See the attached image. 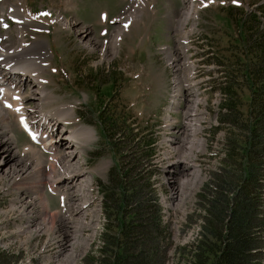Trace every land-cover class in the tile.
Returning <instances> with one entry per match:
<instances>
[{
  "label": "rangeland",
  "instance_id": "rangeland-1",
  "mask_svg": "<svg viewBox=\"0 0 264 264\" xmlns=\"http://www.w3.org/2000/svg\"><path fill=\"white\" fill-rule=\"evenodd\" d=\"M145 1L141 10L137 9V14L129 18L125 13L132 9L134 0H20L22 6L33 14L32 27L25 30V43L44 42L42 59L45 70L39 76L43 88L52 94L49 102L44 104V111L51 113L53 118H57L60 112H71L68 122L57 123L65 136L71 130V133H81L88 128L94 129L95 133L92 138L80 136L74 142L78 154L73 161L81 163L79 168L87 177L83 178L82 175L84 180L79 184L85 186L89 183L86 192L70 200L73 204H88L78 216L89 224L73 229L75 241H72L68 251L63 252L61 246L66 247L62 238L64 231H61L55 215H52L59 208L58 193L53 195L47 188L56 154L52 152L54 159L50 161L51 156L46 155L42 143V148L34 147L26 133L19 128L18 115L9 111L11 109L0 90V131L4 132L0 133V139L13 140V143L6 141L9 145L0 144V246L14 252L19 249L20 264L33 257L37 258L33 264H96L100 257L98 250L104 242L102 233L107 220L106 193H114L115 169L122 161L119 159L121 152H114L108 145L100 126L98 117L102 116V108L104 114H120L119 120L126 115L127 123L142 135L152 130L160 136L157 153L150 164L147 157H142L141 163L128 158V167H133L130 176H141L143 180L149 178L157 198L162 226L166 228L164 232L168 237L167 241H161L158 258L166 253L163 264L190 263V243L200 233V213L204 207L203 196L198 197V194L209 175L221 165L223 132L217 130L209 135L198 133L197 137L203 139L202 145L193 139L189 146L188 142L183 144L186 147L179 154L170 147L176 141L168 142L167 139L178 135L163 125L168 71L159 58L157 46L166 40L175 19L182 18V15L187 18L184 14L187 9L183 11L185 0ZM193 3L197 12L195 19L189 22L205 35L216 55L228 57L229 61H246L238 41V29L240 26L245 28L240 32L241 36L245 35V31L248 33V27H251V31H257L258 35H264V0H237L236 3L233 0H194ZM250 12L256 13L255 18L259 21L252 22L254 26L246 19ZM8 15H5L7 30L0 29V35L3 33L1 39L10 37L3 45L16 48L19 46L16 38L19 28L15 19L9 15L14 22ZM59 16L68 19L70 28L60 24ZM84 25L91 28L90 38L99 41L94 49L83 44L89 37H83L78 30ZM122 27L121 40H117L118 46L114 45L113 39ZM173 54L179 55L180 64L176 67V63L172 62L174 59L170 64L174 71H178L183 61L182 55L177 49ZM190 65L189 61H184L183 70H189ZM191 66L194 68L193 64ZM240 77L235 80L239 85H236L237 92L241 99L247 98L248 90ZM29 80L31 78L23 81L25 85L20 83L23 95L30 92L32 82ZM24 103L35 109L37 102L26 99ZM241 108L245 109L246 106L242 104ZM55 145L57 150L66 149L65 140L57 141ZM28 147L34 152H29ZM4 148L7 155L2 152ZM9 155L16 157L17 164L15 160H9ZM60 159H70V156L65 154ZM175 160L176 164L172 163L169 171V167L164 166L165 162ZM28 162L34 164L32 173L23 170V164ZM186 163L190 165L188 169ZM114 198L107 201L112 219L115 215ZM79 210H73L70 215H75L74 211ZM259 213H264V205ZM49 219L55 220L56 224L47 228L40 226H46L45 221ZM261 232L264 233V230ZM88 254L90 256L83 261ZM157 255L154 259L151 255L145 259L157 264ZM262 262L264 264V252Z\"/></svg>",
  "mask_w": 264,
  "mask_h": 264
},
{
  "label": "trees",
  "instance_id": "trees-1",
  "mask_svg": "<svg viewBox=\"0 0 264 264\" xmlns=\"http://www.w3.org/2000/svg\"><path fill=\"white\" fill-rule=\"evenodd\" d=\"M255 16L250 12L246 19L258 23ZM240 39L246 61L223 64L226 100L220 120L226 130L225 155L198 194L203 196L204 207L200 233L190 243L189 264H263L264 213L259 212L264 205V35L248 27ZM239 77L248 90L247 98L241 99L237 92L235 80ZM100 113L98 119L108 145L121 152L122 161L116 165L114 193H106L104 242L95 262L151 264L145 257L154 259L161 241L168 237L150 179L132 178L128 158L141 163L142 157H147L150 164L156 153V138L153 131L142 135L135 130L126 115L119 120L120 114L115 112L104 114L102 108ZM113 196L112 219L107 201ZM165 254L160 259L157 255V264H163ZM18 255L0 247V264H16Z\"/></svg>",
  "mask_w": 264,
  "mask_h": 264
},
{
  "label": "bare ground",
  "instance_id": "bare-ground-1",
  "mask_svg": "<svg viewBox=\"0 0 264 264\" xmlns=\"http://www.w3.org/2000/svg\"><path fill=\"white\" fill-rule=\"evenodd\" d=\"M143 1H144V3L146 2L145 0H134V2H133L134 5H133L132 9L128 13H125L127 15L126 17L133 18L137 14L136 10L137 9L141 10V8L143 7V4H144ZM188 2H189V6L184 13L186 17H188L194 13L193 7L195 6L193 2H191V1H188ZM5 14H9L16 21V24L19 28V31L16 33V38H18L17 42L19 43V46L16 48H13V47L8 48V45H3L4 43H7V40H9L10 37L5 35L6 37L5 38L3 37L1 39L2 34H3L1 32L2 34L0 35V42L2 43V45L0 44V80H6L5 82H7V84H6L7 87L3 86V87H1L0 90L2 91V93L6 99L7 105H11V107L8 106L9 109H11L9 111L16 112V116L18 115L17 116L18 117V120H17L18 124H20L27 132L29 130L34 135H37V133H38L37 140L39 143H42L43 150H46V149L50 150L48 152V154H50V156H51L50 161H52V158L54 159V157L52 156V152L56 154L57 158H56L54 164L52 165V172L49 169L48 172L49 173L51 172V174H50L49 178L47 177L48 178L47 181L50 183L51 186H53L52 189L55 191L62 190L64 192H69V191L75 189L79 185V183H81L84 180L81 178L83 175V172L79 168L81 163L79 161H77V162L73 161L75 155L78 154V152H76L77 148L75 147L74 142L80 136H87L88 138H92L95 135L94 129H92V128H88V130L84 129L81 133H75V132L71 133L72 132V130H71V132L68 131L69 135L65 136L63 130H61L59 128V124H60L59 121L66 122L68 120V118L71 116V112H66V111L60 112L58 114L57 118H53L51 113L44 111V104L49 102V100L52 98V94L50 92H48L46 88H43V85L41 83L42 78H40V76H39V73L41 71L45 70L44 69L45 65H44V62L42 59L43 54H44V50L42 49V46L44 45V42H42V41L37 42L36 41L35 43H32V44H26L24 41L25 30L32 27L31 24L33 23V21H32L33 14L29 9H25L22 6L20 0H0V29L3 27H5V28L8 27ZM58 20H59V22H61L60 24H63L66 28H70L71 24L69 23L68 19H65V17L59 16ZM127 21H129V20H127ZM125 24H124L125 27H127L129 22H128V24L127 23H125ZM90 29L88 26L84 25L83 27H80L78 32L81 33V35L85 38L89 37L87 39V41H84L85 42V43H83L84 46L94 49L99 41L98 40H92L90 38V35H89ZM123 31H124L123 27L118 29L117 34L115 35V37L113 39L114 45L118 46L117 40L119 38L121 40V37H119V35ZM112 48H114V47H112ZM187 49L188 48H186L182 45H179L177 47V50H179V52L181 53V55H182L181 58L183 60V61H181V66H180L179 70H178V68L176 69L178 71L183 70L184 69V61H188L187 60L188 55L185 54ZM178 56H175L174 54L171 56L172 60L174 59V61H172V60L171 61L173 62V64L176 63L175 64L176 67H178V64H180ZM169 65L173 69V67L170 63H169ZM19 76H21V78H19ZM28 78H31V80H29V81L32 82V83H30L31 84L30 92L28 94L23 95V94H21L22 92H21L20 83L21 82L23 83V81H27ZM23 84L25 85V83H23ZM12 89H14V90H12ZM26 99H33V100H35V102H37V103H35L36 106H34L35 109H33L31 107H27L24 105L25 104L24 101ZM9 101L11 103H9ZM197 103H198V100H193L192 103H189L188 106L190 108L188 107V110H189L190 114L196 115V113L198 112V108L196 107V105L199 106L200 103L199 104H197ZM18 109H19V111H18ZM72 113H73V110H72ZM27 117H29V119ZM26 118L28 120H26ZM58 122H59V124L57 125ZM3 127H4V125H3ZM0 133L2 134L4 132L0 131ZM63 140H65V142H66V149H64L63 151L57 150V146L55 145V142L63 141ZM6 141L9 143H13L12 138H9V139H0V144L4 143L6 145H9ZM177 148H179V147H177ZM27 150H30L29 152H34V151H31L32 148H30V147H28ZM61 153H63V154H61ZM59 154H61V155H59ZM65 154L70 156V159H62L61 160L60 156H64ZM57 155H59V156H57ZM23 157H24V155H23ZM32 160H33V162H35V159H32ZM26 161H31V160H26ZM31 164H32V162H28V163L23 164V166H22L23 170L30 172V173L34 172V168H35L34 164H32V166H30ZM186 164L188 165V163H186ZM83 178H87V177H84V175H83ZM89 180H90V178H89ZM87 183H89V182H87ZM87 183H86V185H87ZM82 188H83L84 192H86L87 187H82ZM84 192L82 190H75L73 192V194L75 193L77 195H81ZM73 194H71V193L69 194V198L71 200H75L74 199L75 197L73 196ZM87 196H89V195H87ZM71 200H70V205L68 206L66 216L58 224V226L61 228V231H64L62 238L66 242V247L61 246V249L63 252L68 251L69 247L72 244V241H75V237H76L75 235L76 234L73 233V229H75L76 227H80L82 225H88L89 224L84 220L83 217L80 218L78 216V214L81 212V210L84 209L88 204L79 205L78 202H77V204H73V203H71L72 202ZM85 202H87V201H85ZM93 203H96V202H93ZM87 208H89V207H87ZM76 209H80L79 212L74 211L75 215H70V212H72L73 210H76ZM93 211H94V209H93ZM85 212L87 213L86 210H85ZM82 213H84V212H82ZM45 223H46V221H45ZM76 230H77V228H76ZM74 232H75V230H74ZM59 235H61V234H59ZM62 243H63V241H62ZM62 243H61V245H62ZM92 244L93 243H91V245Z\"/></svg>",
  "mask_w": 264,
  "mask_h": 264
},
{
  "label": "snow or ice",
  "instance_id": "snow-or-ice-1",
  "mask_svg": "<svg viewBox=\"0 0 264 264\" xmlns=\"http://www.w3.org/2000/svg\"><path fill=\"white\" fill-rule=\"evenodd\" d=\"M233 2L236 3L237 0H233ZM45 15H47V13H45ZM8 106L11 107V105H8ZM18 111H19V109H18Z\"/></svg>",
  "mask_w": 264,
  "mask_h": 264
}]
</instances>
